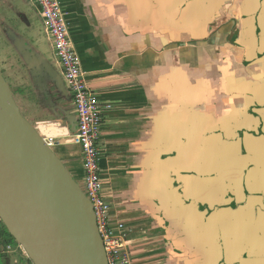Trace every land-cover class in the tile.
I'll list each match as a JSON object with an SVG mask.
<instances>
[{
    "label": "crops",
    "instance_id": "1",
    "mask_svg": "<svg viewBox=\"0 0 264 264\" xmlns=\"http://www.w3.org/2000/svg\"><path fill=\"white\" fill-rule=\"evenodd\" d=\"M60 1L102 106L110 222L128 226L135 264H264V0ZM24 4L63 80L32 0H0V23ZM42 79L16 92L81 180L72 94ZM10 238L0 220V264H33Z\"/></svg>",
    "mask_w": 264,
    "mask_h": 264
},
{
    "label": "water",
    "instance_id": "2",
    "mask_svg": "<svg viewBox=\"0 0 264 264\" xmlns=\"http://www.w3.org/2000/svg\"><path fill=\"white\" fill-rule=\"evenodd\" d=\"M70 130L78 133L77 121ZM0 220L33 264H109L82 182L23 115L1 67Z\"/></svg>",
    "mask_w": 264,
    "mask_h": 264
},
{
    "label": "built area",
    "instance_id": "3",
    "mask_svg": "<svg viewBox=\"0 0 264 264\" xmlns=\"http://www.w3.org/2000/svg\"><path fill=\"white\" fill-rule=\"evenodd\" d=\"M43 20L67 90L72 94L77 116L76 140L81 148L84 175L81 179L97 219L109 264H135L130 252V230L123 222L113 226L111 207L103 197L105 181L98 143L103 128V112L98 95L88 86L82 61L72 40L67 14L60 0H32Z\"/></svg>",
    "mask_w": 264,
    "mask_h": 264
},
{
    "label": "rangeland",
    "instance_id": "4",
    "mask_svg": "<svg viewBox=\"0 0 264 264\" xmlns=\"http://www.w3.org/2000/svg\"><path fill=\"white\" fill-rule=\"evenodd\" d=\"M12 9L16 10L17 7H13ZM20 9L24 15H22L23 18L17 16L18 19H20L19 21L16 18L17 13L12 12L6 18V26L0 23V67L14 92L15 99L20 106L22 113L27 118L24 97L19 96L20 92H16L15 87H17V84H20L21 90L23 91L25 89L24 85L26 84V80L29 78L30 80L27 81L31 82L30 88L35 90L36 85L34 84L33 80H35L38 85V82L41 81L40 79L43 77L50 79V77L48 76L46 71L47 68L43 62V58L45 60L47 56L44 53H39V50L30 39L32 38L29 33L30 15L26 14L31 8L24 4ZM28 45H31L30 47L32 48L33 52H36L37 54L31 53L28 49ZM10 81L13 82L14 85H12ZM56 83L62 88L66 87L65 82L61 77H59ZM54 151L58 153L56 149H54ZM79 182L82 181L79 180ZM5 238L9 240L7 235ZM9 242L14 247L18 246L16 241L11 238Z\"/></svg>",
    "mask_w": 264,
    "mask_h": 264
},
{
    "label": "flooded vegetation",
    "instance_id": "5",
    "mask_svg": "<svg viewBox=\"0 0 264 264\" xmlns=\"http://www.w3.org/2000/svg\"><path fill=\"white\" fill-rule=\"evenodd\" d=\"M254 10V9H253ZM256 13H258L257 11H255Z\"/></svg>",
    "mask_w": 264,
    "mask_h": 264
},
{
    "label": "trees",
    "instance_id": "6",
    "mask_svg": "<svg viewBox=\"0 0 264 264\" xmlns=\"http://www.w3.org/2000/svg\"><path fill=\"white\" fill-rule=\"evenodd\" d=\"M24 115V114H23ZM25 116V115H24ZM33 124V123H32Z\"/></svg>",
    "mask_w": 264,
    "mask_h": 264
}]
</instances>
